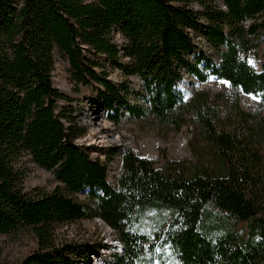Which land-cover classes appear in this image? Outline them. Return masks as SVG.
<instances>
[{
  "label": "trees",
  "instance_id": "trees-1",
  "mask_svg": "<svg viewBox=\"0 0 264 264\" xmlns=\"http://www.w3.org/2000/svg\"><path fill=\"white\" fill-rule=\"evenodd\" d=\"M222 4L0 0V236L31 229L39 246L20 264H87L99 250L54 241L56 228L81 220H98L117 237L119 251L104 264H264V60L256 71L246 59L264 43V0ZM55 51L76 86L95 89L107 121H152L166 135L191 121L204 152L193 148L195 163L165 160L160 168L115 146L98 151L104 161L92 158L78 144L88 130L72 99L52 84ZM85 53L104 57L125 82L113 83ZM185 77L198 84L212 77L229 91L187 96L179 89ZM240 94L256 98L261 112L244 111ZM24 157L59 185L28 197ZM236 222L246 224L245 235ZM164 248L170 261L156 255Z\"/></svg>",
  "mask_w": 264,
  "mask_h": 264
},
{
  "label": "rangeland",
  "instance_id": "rangeland-1",
  "mask_svg": "<svg viewBox=\"0 0 264 264\" xmlns=\"http://www.w3.org/2000/svg\"><path fill=\"white\" fill-rule=\"evenodd\" d=\"M211 1L216 6L223 8L222 0ZM192 6L195 10L200 9L195 3ZM115 38L118 44L122 43L118 35H115ZM195 43L202 51L213 55L212 50L204 40L197 37ZM85 54L87 55V53ZM53 56L55 63L51 76L52 84L61 94L72 99L69 105L73 110V115L76 116L79 124L88 130L86 136L80 139L78 144L88 147L92 158L98 157L104 161L98 151L115 146L122 151L130 150L138 157L152 160L155 167L160 168L165 160L193 164L197 159L193 148L201 154L204 152L205 146L199 135V130L191 121L178 132H171L167 135L156 128L152 121L135 122L125 117L119 126L113 125L105 118L104 111L94 104L95 89L76 86L70 78L67 60L57 51L54 52ZM87 56L103 64L104 68L99 71L104 70L113 83L121 85L125 82L123 75L117 69H113L104 57ZM246 59L256 71H259L264 60V43H261L254 52L246 54ZM128 86L132 91L138 90V79L136 77L129 78ZM179 89L187 96L199 89H205L212 95L229 91L227 83L212 77L204 84H198L185 77L180 83ZM129 100L133 101V97H129ZM60 104L67 106L66 103ZM239 105L246 112H261L262 110L256 98L243 94L239 95ZM20 166L26 173L22 189L28 197L50 193L59 185L50 172L34 165L28 157L21 159ZM119 171L120 161L119 157L116 156V160L108 166V178L111 184L116 182ZM78 198L81 201L84 199L81 195ZM262 215L264 216V212ZM234 226L237 232L242 235L246 234L245 223L236 222ZM54 241L57 245L82 243L99 250L97 255H93L92 262L87 264H104L120 248L117 243L118 239L112 230L98 220H81L58 227L54 232ZM38 249L37 240L31 229H22L10 236H0V264H20L25 257ZM156 255L165 261H170L171 254L167 248H164L160 254L156 253Z\"/></svg>",
  "mask_w": 264,
  "mask_h": 264
},
{
  "label": "bare ground",
  "instance_id": "bare-ground-1",
  "mask_svg": "<svg viewBox=\"0 0 264 264\" xmlns=\"http://www.w3.org/2000/svg\"><path fill=\"white\" fill-rule=\"evenodd\" d=\"M118 247H119V246H118ZM115 253H116V252H115ZM90 262H92L91 259H90L89 263H90ZM99 264H100V263H99ZM101 264H102V263H101Z\"/></svg>",
  "mask_w": 264,
  "mask_h": 264
}]
</instances>
